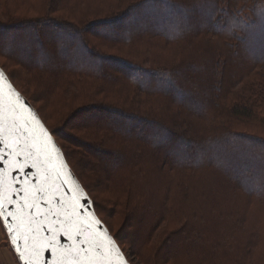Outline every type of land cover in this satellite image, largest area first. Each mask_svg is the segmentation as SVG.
<instances>
[{
  "label": "trees",
  "instance_id": "trees-1",
  "mask_svg": "<svg viewBox=\"0 0 264 264\" xmlns=\"http://www.w3.org/2000/svg\"><path fill=\"white\" fill-rule=\"evenodd\" d=\"M105 1L108 3L107 6L100 8L98 13H88L87 16H82L78 20H75L69 14H65L62 15V17L60 16L61 18L59 20L61 21H55V24H53L52 22L47 23L46 20L42 21L41 19H46L49 14L64 13L68 7H87L92 1L0 0V17L4 20V23L0 25V30L2 32L14 31L19 33L31 31L39 35V37L35 39V44L41 48V50H39L41 51V55L45 48H52L49 53H56L55 55L52 53L53 55H51V57L53 59L59 58V55L64 52L77 51L80 49L84 50L86 54L89 53L92 57L91 60H94L92 62H114L115 68H107L104 70L95 67V63L92 64L90 68H84V63L81 60L73 61L71 64L60 63L61 61L55 64L63 65L62 69H66L64 73L68 75L62 78L63 85H65L64 88H73L76 98H78L77 100H83V96L84 99L87 98L85 95L81 96L82 93H86V89H81L79 86L82 77H90L93 81V85H90L93 89L89 96L91 101L85 103L84 107L80 106L74 108L72 115L76 113L81 116H90L93 119L97 117L94 113L101 114L104 112L103 114L107 113L118 119L112 123L106 122L105 120L99 125L97 122H92L91 124L86 122L87 125L80 131L84 136L85 143L78 145L84 154V161L81 169L88 170L96 175L101 183L103 185L105 184V189L115 187L120 190L117 193L116 200L121 202L119 206L121 207V214L126 222L132 224L130 226L131 230H135L134 234L136 238H138L140 246L148 249V261L150 263L223 264V262L218 260L216 252L218 249L229 245L226 251H230L231 253H227L226 257L233 259V264H250L248 257L251 258L252 254L250 255V252L254 247L253 242L255 241V244H257L259 240H261V234L260 236L258 234V231L261 233V227L252 226L249 221L253 216L252 207L254 206V202L264 203V185L260 183L262 187H255V189L249 187L251 176L249 175V171H245L248 170L249 166L244 169V172H242L243 169L240 170L241 167L231 171L226 168V163L223 159L226 152L229 153H227L228 155H232L231 153L235 152L234 148H236L237 144L248 142L257 146L260 145V140H254L258 143L249 139L243 141L242 138H240V141L234 140L233 138L237 139V137H235V132L228 127H224L225 125L222 124H224V122L228 124L231 120L235 119H246L249 116L258 121H262L264 118H261L260 114L251 111L247 114H245V111L241 113L231 112L230 116H224V120L212 116L203 118L204 114H201V116H199V118H201L200 120L205 121V123L212 127L206 129L205 132L199 135L197 132H191L190 135L188 131L191 129V123L189 122L193 117L196 118L197 116L191 105L188 107L184 106L182 102L179 101V98L172 96L169 105L164 107L159 103H155L152 106L146 101L147 97L140 98L137 94L143 93L145 96H148L154 93L155 90L151 91L142 83L143 80L146 81L149 79H146L147 75L150 76L153 74V77L156 76L155 78H157V81L155 84L157 86H163L167 84V82L169 83V80H175V76L181 74V68L189 69L192 64L191 61L193 60L185 58L183 62H175L174 66H164V71H160L144 68L134 61L128 62L119 58H111L110 60V58L104 57L103 54L98 55L92 53L94 50L93 48H91V51L88 49L89 47L86 40V35H90L89 32L93 30H88L89 28H94L93 37L94 39L96 38L99 43H102V45L107 43H113L115 45L124 44L126 39L122 37L109 39L108 37L103 38L99 36L101 30L98 29L96 25L102 26L124 20V18L130 16V13L128 14L127 11H124L125 7H128V12H130L135 8L133 3L136 0ZM145 1L146 0L139 1L136 7H142ZM149 1H152V3L156 5H162V7L158 6L159 10H161L163 6H170L173 4L169 0L163 2L161 0ZM202 1L203 5H207L203 6L204 12H210L211 7L214 9L207 17L213 18L212 22H208V24L203 21L200 22V28H195L193 34H189V32L182 28H172L170 34L163 33L157 28H154V30L146 34L148 35L149 42H155V40L170 42L175 40V37H182L184 39L188 36L189 39L186 42H189L187 47L190 48L197 44L195 41L206 43L219 40L217 43L218 46L224 43H229L230 46L233 47L239 45L242 51L249 56L247 49L251 46V43L248 41L245 42V39L248 35L254 33L251 28L256 21L254 18H251L252 16L250 13L253 12L254 15L261 13L264 15V0H255L253 1L254 6L244 5L239 9H235V11L231 10V13L228 9L224 11L220 8L217 0ZM235 1L237 0H234V2ZM197 11L199 12V10ZM31 12H36V15L34 17H28ZM225 13L230 14L228 20L224 21ZM162 15L163 14H160V16ZM85 17L100 20L94 22L93 27L83 29L81 22ZM99 22L101 23L99 24ZM126 24L127 22L125 25ZM203 30L207 31L204 32ZM47 31L51 32L54 36L56 34L58 35L56 36L59 38L55 43L54 41L49 42L50 39L48 40L45 34H43ZM68 35L74 36L73 38L71 37L72 40L75 41L74 45L69 44L65 39ZM135 40L136 39H134V41ZM224 40H226V42H223ZM19 45L23 47L24 40ZM149 45L150 44H146L145 46L149 47ZM185 47L186 46L182 47V49ZM31 48L36 50L33 46ZM129 49L133 51L135 49L134 45L133 47H129ZM179 49L180 48H177V52ZM29 52L30 53L24 54L22 59L20 58V64L28 75H30V73L27 67H30L32 70L34 69L35 74L38 72L43 73L41 74L40 90L41 94L46 95L48 92L53 91L54 88L50 90V87L56 85L61 78V73H59L60 78L57 76V78L51 79L50 73H48V71L46 72L44 65H41V67L38 66L40 54V56H37V60L25 62V58H28L31 54L33 55L31 50H29ZM252 58H255L257 62L264 63V49L259 55ZM64 59L65 58H62V60ZM148 60L149 56L147 55L145 61ZM215 61L217 62L218 58L211 59L207 64L212 65ZM151 66L153 68L156 67L152 62ZM0 67L4 70L13 86L35 108L31 100L17 88L3 66L0 65ZM192 67L194 66L192 65ZM73 75L77 76L73 77ZM206 76L209 78H216L218 72L216 75L210 72L206 74ZM122 77H125L126 80ZM158 80L162 82H158ZM112 81H114L117 87H123L126 93L124 96L121 95V97L115 92L111 94V96H114L112 97L111 103H106L104 102V94L106 92L104 91L103 84L113 83ZM182 81L185 85L191 82V80L188 81L187 77H183ZM195 86H198L201 90L200 81L195 82ZM217 88H220V84ZM145 89H149V91ZM161 89L160 91L163 92ZM155 92L159 91L156 90ZM131 93H133L131 96L127 95ZM201 93H209L205 84ZM99 97H101V99ZM165 98L169 99L167 96ZM213 98L214 97H202L203 101H206V103L210 102ZM250 103L245 104L244 108H257V110L263 113L261 115L264 116L262 107H256L253 106V104H251V107ZM175 104L181 106L180 111L167 108ZM35 110L60 146L69 167L92 200L94 209H96L93 198L84 187L78 174L72 168L64 147L59 144L56 136L47 126L38 109L35 108ZM164 113H169L170 116H164ZM124 121H128V124L131 121L138 124L135 128H137L139 132L146 130L148 133L147 129L152 128L155 132L154 134H158V130H162L167 134L161 137L162 139H165V136L172 139L183 138L190 143H195V145L199 147V150L201 148V151L198 152L199 161H194V159L191 158L189 161L173 160L171 157L174 147L168 148V146L166 147L165 145L161 146L162 139L151 142L147 138L137 139L131 137L130 134L132 131L125 129L124 126L127 123L125 124ZM213 125L218 127H214ZM232 141L234 144L233 149L230 151H228L229 148H227L225 150L226 152H218L217 154L212 153L209 154L208 157H205L206 149L222 150V148L229 145ZM257 153L258 152H255V154ZM236 154H239V152H236ZM261 154L264 155V150ZM102 155L108 156L114 163L104 161L105 164H101L98 162V159H101ZM122 161L124 162L122 163ZM262 166H264V161L262 162ZM263 171L264 167L261 176L257 178L259 180L261 178L262 181L264 180ZM221 191H224L221 193L222 195H220ZM216 193L219 194L216 195ZM222 199L229 208L221 203ZM237 202L244 205L243 210L230 208L229 205L231 203L236 206ZM222 209L226 211V213L223 212ZM96 214L99 217L97 212ZM140 216H143V218L141 217V219H138ZM99 219L105 224L100 217ZM155 220L165 222V227L163 226L161 230L163 231L161 236L151 243L150 236H152V231H155L160 226H155ZM105 226L107 227L106 224ZM233 228L250 229L252 234L240 237L238 241L236 237L233 236ZM107 229L120 247L110 229L108 227ZM171 229L174 230L171 231ZM176 240L181 244L178 245ZM120 249L124 252L121 247ZM243 256L245 262L243 261ZM259 261H261L259 262L261 264L264 263V257L260 256Z\"/></svg>",
  "mask_w": 264,
  "mask_h": 264
},
{
  "label": "rangeland",
  "instance_id": "rangeland-1",
  "mask_svg": "<svg viewBox=\"0 0 264 264\" xmlns=\"http://www.w3.org/2000/svg\"><path fill=\"white\" fill-rule=\"evenodd\" d=\"M91 1L92 2L87 7H68L64 13L60 12L56 14H49L46 19L42 18L41 20H46L47 23L52 22L55 24V21H61L59 19L65 14H69L75 20H78L82 16H87L88 13H98L100 8H104L108 4L105 0ZM139 1L142 0H136L133 3L135 8L130 12H128V7H125L124 11H127L128 14L130 13V16H127L124 18V20L102 26L96 25V27L101 30L99 36H102L103 38L108 37L109 39H114V37H122L126 39L124 44L115 45L113 43H107L102 45V43H99V41L93 37L94 28L88 29L93 30L89 32L90 35H86V40L89 47L88 49L91 51V48H93L94 52L92 53L94 54H103L104 57L110 58V60L111 58H119L128 62L134 61L136 64L141 65L144 68L153 70L164 71V66H174L175 62H183L185 58L193 60L191 61L192 64L189 69L181 68V74L176 75L175 80H169V83L167 82V84H164L163 86H157L155 84L157 81V78H155L156 76L153 77V74L150 76L147 75L146 79H149L146 81L143 80V85L146 88H149L151 91L157 90L159 92L154 91L152 95L148 96H145L143 93H139L137 95L140 96V98L147 97L146 101L152 106L155 103H159L165 107L166 105L170 104L169 102H171L172 96H175L176 98H179V101L182 102L184 106L188 107L191 105L197 116L196 118L193 117L189 122L191 123V129L188 131L190 135L191 132H197L199 135L200 133L205 132L206 129L212 127L211 125L205 123V121L200 120L201 118H199V116H201V114H204L203 118L212 116L224 120L225 117L230 116L231 112L241 113L245 111V114H247L249 111H251L253 113L260 114V117L264 118V116L261 115L263 113L260 110H257V108H244L245 104H249L251 102L250 106L253 104V106H260L264 110V63L257 62L255 61V58H252L256 55H259L264 49L263 14L259 13L254 15L253 12L250 13L252 16L251 18H254L256 21L254 26L251 28L254 33L248 35L245 39V42L248 41L251 43V46L247 49V53L249 54L248 56L244 51H242L239 45L237 47H233L230 46L229 43H224L223 45L218 46L217 43L219 40L206 43L195 41L197 44L190 48L187 47L189 42H186L189 39L188 36L184 39L182 37H175L176 39L170 42H164L162 40L149 42L148 35L146 34H148L147 32L154 30V28H157L158 30L167 34H170V30L172 28H182L183 30L189 32V34H193L195 32V28H200V22L203 21L207 24L208 22H212L213 18L207 17L210 15V12H213L214 9L211 7L210 12H204L203 6L206 4L203 5L202 0H169L173 4L170 6H163L161 10H159V7H162V5H156L149 0H146L144 5L138 8L136 7V4H138ZM161 1L163 2L165 0ZM226 1L217 0L218 6L224 11L228 9L231 13V10L235 11V9H239L244 5L254 6L253 1L255 0H237L235 2L234 0ZM197 10H199V12ZM230 13H225L224 21L228 20ZM160 14L163 15L160 16ZM35 15L36 12H31L28 17H34ZM98 20L100 19L85 17V19H83L81 22V26L83 29L93 27L94 22ZM126 22L127 24L125 25ZM3 23L4 20L0 17V25ZM68 23L72 24L71 22ZM100 23L101 22H99V24ZM203 31L205 32L207 30ZM43 34H45L48 40L50 39L49 42L54 41L55 43L59 38L57 37V34V36H54L49 31ZM37 37H39V35L31 31L19 33L14 31L2 32L0 30V65L3 66L5 71L10 75L17 88H19V90H21L31 100L32 104L38 109L47 126L56 136L59 144L64 147L72 168L78 174L84 187L94 200L96 212L105 222L111 233L115 236L129 262L131 264H152L148 261V249L140 246L138 238H136V235L134 234L135 230H131L130 226L132 224L126 222V220L123 218V215L121 214V207H119L121 202L116 200L117 193L120 190L116 189L115 187L111 189H105V184L103 185L96 175H94L92 172H89L88 170L81 169L84 161V154L78 145L85 143L84 136L82 133H80V131L84 129L83 127H85V125H87L86 122L88 124L97 122L99 125L105 120L106 122L112 123L118 119L110 116V114H103L104 112L101 114L94 113V115L97 117H94L93 119L90 116H81L76 113H74L75 115H72L74 108H78L80 106L84 107L85 103H89L91 101L89 96L93 89L90 87V85H93V81L90 77H82L79 86L81 89H86V93H82L81 96L85 95L87 98L84 99L83 96V100H77L78 98H76L73 88H64L65 85H63L62 78H65V76L68 75L67 73H64L66 69H62L63 65L55 64L59 61H61L60 63L71 64L73 61L81 60L84 63V68H90L92 64L95 63V67L104 70L107 68H115L113 60V63L104 61L92 62L94 60H91L92 57L89 55V53L86 54L84 50L80 49L77 51L74 50L64 52L63 54H60L61 56L59 55L60 59H53L51 55H55L56 53H49L52 48H45L42 52L43 54L41 55V51H39L41 48L35 44V39ZM71 37L73 38L74 36L68 35V37H65V39L69 44L74 45L75 41H73ZM131 38L136 40L134 41V39ZM23 40L24 45L23 47H20L19 44ZM223 42H226V40ZM146 44H150L149 47H146ZM133 45L135 49L132 51L129 49V47H133ZM32 46L35 47L36 50H33L31 48ZM184 46L186 47L182 49ZM177 48H180L178 52ZM29 50H31L33 55L31 54L28 58H25V62L35 61L38 58L37 56L41 55L38 58V66L41 67V65H44V69L46 72L48 71V73H50L51 79L57 78V76L60 78L59 73H61V78L58 80L56 85L50 87V90L54 88L53 91L48 92L46 95L41 94L40 90L41 74L43 73L38 72L35 74L34 69L32 70L30 67H27L30 73V75H28L22 69L20 64V58L22 59L24 54L30 53ZM147 55L149 56V60L145 61ZM62 58L65 59L62 60ZM213 58H218V61L213 62L212 65H208V61ZM151 62L152 64L156 65L155 68L151 66ZM192 65L194 67H192ZM210 72L214 73L215 75L218 72V76L216 78L207 77L206 74ZM75 76L77 75H73V77ZM183 77H187L188 81L191 80V82H189L187 85L183 84ZM123 79L126 80L125 77ZM197 81L201 82V90L198 86H195V82ZM112 82L113 83L103 84L104 91L106 92L104 94V102L106 103H111L112 97H114L111 96V94L116 92L117 95L124 96L126 93V90H124L123 87H117V85L114 84V81ZM158 82L162 81L158 80ZM204 84L209 92L207 94L201 93L204 89ZM219 84L220 88L218 89L217 86ZM149 89L145 90L149 91ZM160 89L163 92H161ZM132 94L133 93L127 95L131 96ZM166 96L169 97V99L165 98ZM202 97L214 98L211 99L210 102L206 103V101H203ZM99 98L101 99V97ZM167 108L177 109L180 111L181 106L179 104H175ZM164 116L168 117L170 114L164 113ZM124 123H127L124 126L125 129L132 131L130 136L137 139L147 138L151 142H154L157 139L161 140V137L166 134L162 130H158V134H154L155 132L153 129L148 126L147 127L150 128L147 129L149 134L146 130L139 132L138 129L135 128V126L138 124L133 123V121L129 122V124L128 121H124ZM222 125H225L224 127H228L235 132V137H237V139L233 138L234 140L240 141V138H242L243 141H247V139H249L255 143H258L254 141L256 139L260 140V145L256 146L255 144L253 145L248 142H241L237 144L236 148H234L235 152L231 153L232 155H228L229 153L225 150L227 148H229L228 151L233 149V140L229 145L222 148V150H214L211 148L206 149L205 157H208L209 154L212 153L217 154L218 152H226L223 159L225 160L226 168L234 171L235 168L241 167L240 170L243 169L242 172H244V169L249 166L248 170H245L249 171V175L251 176L249 187L253 189H255V187H262L260 186V183L264 185V180L262 181L261 178L260 180L257 178L258 176H261L262 169L264 167L262 166L264 155L261 154V152L264 150V120L258 121L254 118L252 119L249 116L246 119L231 120L228 124L224 122ZM214 127L218 126L215 125ZM164 145L166 147L168 146V148L174 147L171 157L173 160L189 161L191 158L194 159V161H199L200 159L198 157V152L201 151V148L199 150V147H197L195 143H190L183 138L172 139L165 136V139L163 138L161 140V146ZM236 152H239V154H236ZM255 152H258L259 154L257 153V155ZM104 161L114 163L110 160V158H108V156L102 155L101 159H98V162L105 164ZM123 162L124 161H122V163ZM223 192L224 191H221L220 195H222L221 193ZM218 194L219 193H216V195ZM221 203L229 208L223 199ZM229 206L230 208L236 210H243L244 208V205H241L238 202L236 206L233 203H231ZM222 211L226 213V211L223 209ZM252 214L253 216L249 223L252 226L254 225L256 227H261V233L258 231L259 236L261 234V240H259V243L257 244H255V241L253 242L254 247L250 252V255H252L251 258L248 257V259L250 264H261L259 263L261 262L259 261V258L260 256L264 257V203L254 202ZM141 217L143 218V216H140L138 219H141ZM154 223L155 226H160L155 231H152V236H150L151 243L156 241L157 238L161 236V233L163 232L161 230L163 226L165 227V222L155 220ZM172 230L174 229H171V231ZM250 234H252L250 229L233 228V236L236 237V240L238 241L240 237H245ZM177 244L180 245L181 243L177 241ZM228 246L229 245H226L221 249H218L216 252L218 255V260L223 262V264H233V259L226 257L227 253H231L230 251H226ZM243 261L245 262L244 256Z\"/></svg>",
  "mask_w": 264,
  "mask_h": 264
},
{
  "label": "snow or ice",
  "instance_id": "snow-or-ice-1",
  "mask_svg": "<svg viewBox=\"0 0 264 264\" xmlns=\"http://www.w3.org/2000/svg\"><path fill=\"white\" fill-rule=\"evenodd\" d=\"M23 112L24 109L20 104L19 97H15L11 91H9L8 97H5L2 90H0V134L4 132L5 121H9L7 130L10 136H15L17 140V149L9 152V155L23 156V163L17 160L19 167L16 170L26 175L24 169L29 166L28 161L33 159L34 156L30 150L29 137L33 141H43V147L38 149V152L45 151L46 153L48 134L42 128L37 132V128L24 116ZM21 138L24 139L23 146L19 144ZM32 147H35V143L32 144ZM0 159H2V154H0ZM31 166L40 167L38 155L33 159ZM59 179L57 173L56 180ZM28 183L30 181L23 179V177L19 180L13 177L12 184L9 187H15L17 184L27 185ZM60 184L62 186L63 181H60ZM21 193L23 194L22 199L14 203L12 196ZM64 195V193H60L55 182L47 184V181L36 188L35 194L31 193L27 187L16 188L15 193L12 194H7L0 188V217L4 219L10 234L22 226L26 227L31 234L34 260L29 264H42L41 256L45 250L55 255L62 247L59 241L61 235L66 236L74 243H81V248L75 256H72L66 262H58L54 259L52 264H101L102 260H107V257L115 251L111 238L107 235L103 238L97 237L88 240L87 246L82 241L75 240L72 235L73 232L77 236H84L92 228V224L79 219V216L84 212L79 201L74 197L65 201ZM6 203L10 207H6ZM65 203L69 204L70 207H63ZM42 204L48 206L46 212L41 210ZM53 205H56V207L53 208ZM12 208L16 210L13 211ZM61 209H63V215H61ZM9 218L13 223H8ZM41 233L45 234L41 235ZM27 240L28 237L25 236V241ZM90 251L94 252L95 255L90 256ZM80 253H83V256ZM116 255L119 258V252H116Z\"/></svg>",
  "mask_w": 264,
  "mask_h": 264
},
{
  "label": "water",
  "instance_id": "water-1",
  "mask_svg": "<svg viewBox=\"0 0 264 264\" xmlns=\"http://www.w3.org/2000/svg\"><path fill=\"white\" fill-rule=\"evenodd\" d=\"M0 77H2L0 78V90H2L4 96L8 97L9 91H11V93H14L15 97H19L20 104L24 109V116L32 123L33 126L37 128V132L40 128H42L48 134L46 153L45 151L38 152V149L43 147V141H33L31 137H29L30 150L34 154L33 159H35L36 155H38L40 167H32L31 165L33 163V159H30L28 161L29 166L25 167L24 169V172L26 173V175H24L16 170V168L19 167L17 160H19L20 163H23V156L21 155L18 157L16 155H9V152H11L13 149H17V140L15 136H10L7 130V124L9 121H5L4 132L0 134V154H2V159H0V174H2L0 175V188H2L5 193L12 194L15 193L16 188L27 187L31 193L35 194L36 188L40 187L45 181H47V184H52L55 182L59 187L60 193L65 194V201H68L70 198L74 197L82 205L84 212L79 216V219L85 221L86 223L92 224V228L89 230V232L85 233L84 236H77L76 233L73 232L72 235L74 239L82 241L84 245L87 246L88 240H93L97 237L103 238L105 235H107L109 238H111L115 251H113L111 255L107 257V260H102L101 264H131L116 243L113 236L110 234L105 224L97 216L92 200L69 167L60 146L41 120L35 108L13 86L1 67ZM23 143L24 139L21 138L19 141L20 146H23ZM33 143H35V147H32ZM57 173L60 177L59 180H56ZM13 177H16L18 180L23 177V179L30 181V183L27 185L17 184L15 187H9L12 184ZM60 181H63L62 186ZM22 195V193L19 195H13V202L15 203L16 201L21 200ZM5 206L10 207L7 205V203ZM55 207L56 205H53V208ZM63 207H70V205L65 203ZM12 210L15 211L16 209L12 208ZM41 210L46 212L48 210V206L42 204ZM61 215H63V209H61ZM0 222L18 263L29 264V262L33 261L34 256L32 253L31 234L28 232L27 228L22 226L10 234L9 229L7 228L2 217H0ZM8 223H13L11 218H9ZM44 234L45 233H41V235ZM25 236L28 237L27 241H25ZM59 241L62 247L55 255H53L48 250L43 251L41 256L42 264H52L54 259L58 262H66L72 256H75L77 251L81 248V243H74L64 235L59 237ZM116 252H119V258L117 257ZM80 255L83 256V253H80ZM89 255L94 256L95 253L90 251Z\"/></svg>",
  "mask_w": 264,
  "mask_h": 264
},
{
  "label": "crops",
  "instance_id": "crops-1",
  "mask_svg": "<svg viewBox=\"0 0 264 264\" xmlns=\"http://www.w3.org/2000/svg\"><path fill=\"white\" fill-rule=\"evenodd\" d=\"M0 264H19L0 222Z\"/></svg>",
  "mask_w": 264,
  "mask_h": 264
}]
</instances>
